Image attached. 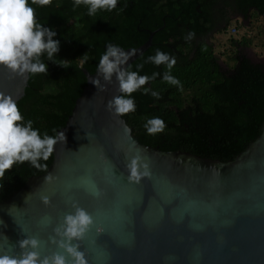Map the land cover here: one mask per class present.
<instances>
[{"label":"water","instance_id":"water-1","mask_svg":"<svg viewBox=\"0 0 264 264\" xmlns=\"http://www.w3.org/2000/svg\"><path fill=\"white\" fill-rule=\"evenodd\" d=\"M155 32L140 46L121 47L134 53L128 65L152 45ZM84 74L86 86L57 131L66 139L55 144L50 167L0 202V251L26 235L41 241L43 255L62 251L48 240L76 202L94 220L78 242L89 264H264V125L227 161L164 151L141 143L125 118L108 109V101L121 94L115 77L100 91L91 83L96 70ZM28 80L29 74L14 76L0 66V92L16 102ZM135 156L148 175L130 181ZM92 182L98 197L85 194ZM44 216L51 217L47 227L40 224Z\"/></svg>","mask_w":264,"mask_h":264},{"label":"trees","instance_id":"trees-1","mask_svg":"<svg viewBox=\"0 0 264 264\" xmlns=\"http://www.w3.org/2000/svg\"><path fill=\"white\" fill-rule=\"evenodd\" d=\"M32 7L37 21L55 30L54 39L60 41L53 58L56 63L42 57L48 72L29 74L25 94L17 102L25 119L32 120L41 133L56 136L66 124L87 83L84 69L95 72L108 44L137 47L156 31L152 45L128 66L136 71L137 65H143L139 74L159 75L131 94L135 111L121 114L141 143L227 161L261 134L264 63L254 62L243 49L253 44L252 36L231 38L236 51L227 56L235 58L234 66L222 62L225 52H216L213 36L227 30L233 18L245 21L260 16L264 22V0H118L115 9L97 10L92 16L84 4L74 8L73 0H51ZM238 27L233 24L230 31L238 32ZM189 32L194 38L185 40ZM158 49L176 58L170 74L180 86L162 79L167 71L164 64L147 61ZM85 52L89 58L82 63L78 57ZM144 87L158 92L159 98L145 94ZM153 117L162 119L165 126L149 134L144 125ZM52 161L53 153L41 162L46 168L24 162L5 171L0 177V202L30 177L44 174Z\"/></svg>","mask_w":264,"mask_h":264},{"label":"clouds","instance_id":"clouds-1","mask_svg":"<svg viewBox=\"0 0 264 264\" xmlns=\"http://www.w3.org/2000/svg\"><path fill=\"white\" fill-rule=\"evenodd\" d=\"M51 0H0V66L5 67L14 76L25 74H37L48 72L47 61H53L60 50V41L54 39L57 35L52 28L45 27L37 21L32 5H48ZM81 4L87 6V14L94 15L97 10L115 9L118 0H73V7ZM194 38V33L189 32L185 40ZM134 53L126 52L118 45L108 44L99 58L96 67V77L91 83L98 90L103 91L111 84L113 77L118 84L120 95L112 97L107 107L116 114H126L136 109L133 92L141 90L142 86L156 78L158 73L151 76L139 74L143 65H137V70H131L128 61ZM82 63L88 60L87 52L80 57ZM157 66L164 64L165 71L162 79L169 84L180 86V81L170 74V70L176 63V58L159 49L155 55L147 58ZM56 63V62H55ZM67 67L66 64H59ZM105 82L101 84V79ZM145 94L151 92L153 97L159 98V93L144 87ZM164 122L159 117H153L146 121L144 127L149 134L160 132L164 129ZM59 138L66 139L63 133L59 136H50L41 133L33 127V121L25 119L16 100L3 92H0V177L13 165L27 162L36 169L46 168L47 161L52 155L54 146ZM130 170L129 180H139L140 176H147V166L141 162L139 156L133 157L128 165ZM138 169H143L139 171ZM51 177H46L50 182ZM45 181V182H46ZM97 192L94 195L99 196ZM45 205L50 203L47 196L41 197ZM73 212L67 213L62 222L52 229L53 235L48 243L55 245L62 251H53L43 255L40 251L41 241L35 236H28L9 245V249L0 251V264H89L84 251L80 250L79 241H82L90 227L94 224L92 215L80 207L76 202L72 203ZM51 223V217L44 216L40 224L47 227ZM96 231L102 232V227ZM13 246H18V253L10 251Z\"/></svg>","mask_w":264,"mask_h":264},{"label":"rangeland","instance_id":"rangeland-1","mask_svg":"<svg viewBox=\"0 0 264 264\" xmlns=\"http://www.w3.org/2000/svg\"><path fill=\"white\" fill-rule=\"evenodd\" d=\"M253 22L251 24V22ZM263 18H251L248 20H243L242 17L233 18L231 20L230 26L227 30L218 35L213 36V42L215 43L216 52L224 53L222 55V62L226 61L229 66H234L236 62L235 58H229L227 55H233L236 51V45L231 43V38L241 40L247 35L252 36V45L244 47V52L254 61L259 63H264V31H263ZM238 24V32L232 33L230 31L232 25ZM224 65V64H223Z\"/></svg>","mask_w":264,"mask_h":264},{"label":"snow or ice","instance_id":"snow-or-ice-1","mask_svg":"<svg viewBox=\"0 0 264 264\" xmlns=\"http://www.w3.org/2000/svg\"><path fill=\"white\" fill-rule=\"evenodd\" d=\"M97 192H100L98 186L96 185V183L92 182L88 188L85 189V194H95ZM96 196V195H95ZM100 196V195H99ZM98 197V196H96ZM106 197V196H105ZM101 247H103V245H101Z\"/></svg>","mask_w":264,"mask_h":264},{"label":"built area","instance_id":"built-area-1","mask_svg":"<svg viewBox=\"0 0 264 264\" xmlns=\"http://www.w3.org/2000/svg\"><path fill=\"white\" fill-rule=\"evenodd\" d=\"M235 31H236L235 28H233V29H232V32H235Z\"/></svg>","mask_w":264,"mask_h":264}]
</instances>
